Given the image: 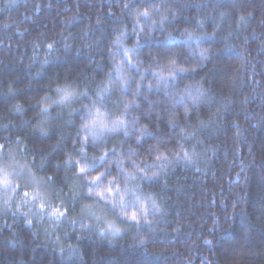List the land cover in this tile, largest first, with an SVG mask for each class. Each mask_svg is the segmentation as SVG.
Wrapping results in <instances>:
<instances>
[{"label": "trees", "instance_id": "obj_1", "mask_svg": "<svg viewBox=\"0 0 264 264\" xmlns=\"http://www.w3.org/2000/svg\"><path fill=\"white\" fill-rule=\"evenodd\" d=\"M124 2L17 0L11 7H4L0 0V124L11 121L17 126L10 131L0 129V143L9 138L13 141L10 148L15 149V137L21 135L30 149L27 160H32L31 149L51 153L43 170H39L41 160L36 155L33 170L38 176L51 175L57 161L67 158L82 113H74V123H67L65 110L62 120L53 121L54 127L47 136L33 132L32 125L22 124L21 120L34 115L36 100L45 95L50 84L48 95L55 99L57 83L83 84L93 78L96 81L104 78L111 64L106 48L116 35L113 29L126 24L129 33L132 30L131 16L121 11ZM165 3L171 6V23L163 31L152 34L147 46L140 51V59L147 67L151 52L160 55L158 63L167 64V57L174 53L178 67L196 68V71L182 74L179 89L190 85L191 90L182 100L177 99L174 107L168 104L163 88L154 87L147 94L148 100L160 102L155 111L162 116L165 107L176 112L181 124H184L185 107L189 108V122L193 126L198 119L208 121L211 116L214 124L201 129L196 138L204 141L197 152H203L204 148L207 152L190 163L180 161L163 169L153 183L138 181L141 184L138 194L152 197L142 201L146 204L148 219L153 221L151 228L142 224L137 231L135 225L129 227L130 222H123L118 212L109 211L106 219L121 229L119 233L101 238L93 229L82 233L78 240L80 204L89 203L88 200L75 205V212L71 213L78 220L75 226L65 221L51 235L45 231L51 230L47 216L40 222H37L38 217H31L33 225L29 226L22 216L13 217L11 211L7 214L0 211V264H185L186 261L201 264L204 258L216 264H226V261L228 264H264V0H165ZM145 6L148 5L144 0H132V9ZM171 13H175L174 18ZM221 13L226 15L221 17ZM240 16H244V20L238 22ZM197 21L202 24L198 25ZM214 29L216 35L212 36ZM185 30L192 36L186 39ZM61 34L68 37L67 42ZM169 35L176 39L167 40ZM101 36L107 39L99 49L87 46ZM52 39L57 45L54 53L49 54L46 45ZM134 39L131 36L125 40L124 46L130 47ZM34 42L38 47L34 48ZM201 50L207 51L202 54ZM46 56L48 63L42 65ZM146 77L145 86L155 83L151 71ZM197 82L208 90L198 100L195 99ZM90 87L94 89L95 83H90ZM126 98L131 99V96ZM139 100L141 107L138 111L133 108L129 120L147 109V101L143 97ZM81 103L89 101L83 99L71 107L80 108ZM16 104L22 106L23 117L14 110L9 112ZM144 124L149 121L141 118L135 128L128 127V137L123 131L112 134L95 149L89 141L87 162L98 157L106 143L107 148L115 147L118 151L122 144L125 150L129 147L138 150L135 156L119 157L128 171H132V160L151 165L156 153L150 156L147 149L156 140L145 137L142 144L136 142L139 134L136 128ZM149 128L167 138L170 132L167 116H163L158 126L152 123ZM60 135L67 138L66 144L57 145ZM177 140L179 136L174 135L167 148L174 150ZM180 142L191 148L196 140L189 138L187 142ZM160 150L165 152L164 148ZM165 155L170 154L165 152ZM76 158L73 154L72 159ZM116 159L115 155L109 157L112 176L119 172ZM64 175L61 167L59 176ZM67 175L70 182L71 172ZM132 186L130 183L129 187ZM54 187L58 189L59 185ZM25 190L21 188L20 193ZM68 191L65 186L64 192ZM126 199L132 201L131 193ZM17 202L19 196L14 201ZM66 202L72 206L71 201ZM153 202L160 211H156ZM51 203L53 206L57 203L55 192ZM133 210L131 206L127 209ZM25 211L28 207L21 208V212ZM84 222L95 224L87 219ZM99 226L105 225L102 222ZM58 236L61 237L59 244L56 243ZM141 238L145 240L143 245L138 243ZM204 240H211L212 244H204Z\"/></svg>", "mask_w": 264, "mask_h": 264}, {"label": "snow or ice", "instance_id": "obj_2", "mask_svg": "<svg viewBox=\"0 0 264 264\" xmlns=\"http://www.w3.org/2000/svg\"><path fill=\"white\" fill-rule=\"evenodd\" d=\"M17 0H3L4 7H11L16 4ZM148 6L143 8L132 9V0H125L122 5L121 11L127 12L131 16L132 30L129 33L128 27L125 24L123 27L114 28L116 33L115 37L108 42L106 48L107 55L111 60L109 70L104 74L102 80L96 81L93 78L89 83H77L75 81H66L63 84L57 83L55 85V99L48 95L51 90V84L48 86V91L45 95L36 100L33 106L34 115L27 120L22 119V124H31L33 132L38 131L41 136H47L49 131L54 127L53 121L62 120L66 114L68 117L67 123H74L72 119L74 113H82L80 115L81 123L76 132V136L72 139V150L66 153L67 158L57 161L51 175L38 176L36 171L33 170L35 165L36 155L40 156V168H45V162L51 153L45 154L43 150L37 151L31 149L33 153L32 160H27L26 156L30 149L25 145V138L21 135L15 137V149H11L10 145L13 143L9 138H5L4 143H0V211L7 214L11 211L13 217L22 216L24 223L32 226L33 219L31 217H38V221H43L44 217H48V223L51 230L45 231L51 235L59 226L65 221L75 226L78 222L76 216L71 213L75 212V205L81 200H88L89 203H81L79 210V226L81 232L77 234V239H81L82 233H87L95 229L101 238H108L109 233L113 236L121 231L120 228L114 226V223L106 219L108 212L119 214L123 222H130L129 227L135 225L137 231L140 230L142 224H146L151 228L153 221L148 219L146 204L142 201L151 200V195L147 197L140 193L141 184L138 181L153 183L157 177L162 174L163 169L178 163L180 161L192 162L193 158L203 156L207 152L204 148L203 152H197L204 141L196 139L201 129L210 127L214 124L213 118L210 116L208 121L199 120L195 126L191 125L189 120V108L184 109V124L180 123V119L176 112L170 111L167 107L163 109V116H167V126L170 132L167 138L158 133L150 130L149 124L156 123L158 126L163 116L161 112H156L155 108L160 105L159 101L148 100V93L155 87L156 89L163 88L164 95L168 98V104L175 106L176 100H182L186 93L191 90L190 85H185L184 89H179L178 81L182 78V74L188 72H195L196 68H185L177 66L176 54L170 53L167 57V64H160L158 61L161 59L159 54L149 53L151 62L144 67L143 61L140 59V51L143 47L147 46V41L151 39L152 34L157 31H163L165 26L171 21L169 20V13L171 6L166 5L165 0H144ZM39 7V5H37ZM173 18L175 13H171ZM221 17L226 13H221ZM247 15H251L248 13ZM158 17L154 19L153 17ZM244 20V16L238 18V22ZM118 23H122L118 21ZM198 25L202 21H197ZM8 27L7 24L4 25ZM218 28L219 25H216ZM26 31V30H25ZM187 39L192 36V33H183ZM212 36L216 35L214 29ZM231 33L224 37L225 40L229 38ZM62 39L67 42L68 37L61 34ZM134 36L131 46H124V41ZM87 37H85L86 39ZM106 37H98L95 41L89 43V48L99 46L104 43ZM167 40L176 39L169 35ZM163 43V42H160ZM57 41L52 39L47 43L46 49L49 54L54 53ZM38 45L34 42V48ZM67 47V43H65ZM207 50H201L204 54ZM118 58V59H117ZM36 59V56H33ZM49 57L46 56L42 61V65L48 63ZM151 71L155 83L149 82L147 86L143 81L147 78L146 73ZM40 73H37L39 75ZM90 83H95V88L90 87ZM134 85V88H133ZM197 93L195 99L205 95L208 90L202 89L197 82ZM11 92L12 89L10 88ZM131 99H127V96ZM115 97V99H114ZM143 97L148 103L147 109L138 116H133L131 120L128 119L130 112L135 108L137 111L140 109L141 104L139 98ZM87 99L89 103H81L80 108H73L71 105ZM111 105V107H110ZM15 111L21 117L24 112L20 104L13 105L9 112ZM55 112V115L53 113ZM219 109H217V113ZM141 118L149 121V124H144L136 131L137 144H142L145 137L156 140L155 144L149 145L147 152L148 155L156 153L152 164L142 163L139 164L135 160L131 161L132 171H128L123 166V161L119 159L122 155L129 157L138 154V150L129 147L127 150L121 145L118 151L115 147L109 149L106 143L101 148V154L94 157L91 163L87 162V146L91 141L93 148L105 141V139L112 134H119L123 131L125 137L130 135L127 130L129 126L136 127ZM17 128L11 121L7 124H0V129L10 131ZM179 132L176 133V129ZM83 133V135H81ZM174 135L179 136L176 141L175 149L167 148V145L173 140ZM189 138L196 140L187 148L184 143ZM67 138L63 135L58 136L57 145L62 143L66 144ZM21 145H25L21 147ZM79 145V147H77ZM164 148L165 152L170 155H165L160 149ZM73 154L77 156L72 159ZM115 155L117 159L115 164L119 169L116 176L111 174V162L109 157ZM19 157V158H18ZM23 161V162H21ZM107 164V167L105 165ZM159 165V167H157ZM63 167L65 175L63 178L59 176V171ZM103 168V171L99 169ZM155 169V170H153ZM71 172V181L67 173ZM95 173V174H92ZM110 177V178H109ZM106 181V182H105ZM130 183L133 185L129 187ZM59 185L56 189L54 186ZM67 186L69 191L64 192V187ZM27 189L20 193V189ZM86 189V192L84 191ZM53 192L56 193L57 203L55 206L51 203ZM133 197L129 202L126 197ZM16 196H19V202L14 203ZM71 201V205L66 202ZM138 205V207H137ZM131 206L134 210L127 211ZM22 207H28V211L21 212ZM153 207L156 211H160L159 206L153 202ZM36 209V210H33ZM85 219L95 221L93 223L84 222ZM104 227H100L101 223ZM67 236V233H64ZM61 237L56 238V243L59 244ZM139 244L145 243L144 238L138 241ZM204 244L211 245V240H204ZM71 247V246H70ZM61 252L64 251L61 247ZM73 251H76L73 249ZM190 264V262H185ZM201 264H216L215 261H209L204 258ZM226 264L228 262L226 261Z\"/></svg>", "mask_w": 264, "mask_h": 264}]
</instances>
